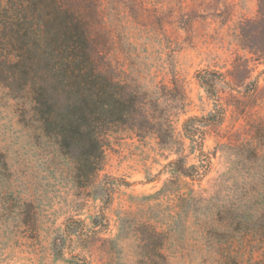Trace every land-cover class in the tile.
<instances>
[{"label":"rangeland","instance_id":"rangeland-1","mask_svg":"<svg viewBox=\"0 0 264 264\" xmlns=\"http://www.w3.org/2000/svg\"><path fill=\"white\" fill-rule=\"evenodd\" d=\"M103 9L108 58L148 91L177 142L112 133L102 170L83 181L75 160L31 119L28 100L0 87L9 164L0 174V264H157L152 253L140 255L142 223L164 233L165 264H264V187L255 183L258 198L239 203L249 178L237 159L241 144L264 154V0L105 1ZM204 70L216 72L214 96L197 78ZM220 112L219 122H193L206 131L201 154L183 124ZM179 156L200 172L208 164L207 174L175 173L168 163ZM255 163L260 171L264 159ZM104 184L107 204L106 191L98 194ZM59 238L64 247L55 249Z\"/></svg>","mask_w":264,"mask_h":264},{"label":"trees","instance_id":"trees-1","mask_svg":"<svg viewBox=\"0 0 264 264\" xmlns=\"http://www.w3.org/2000/svg\"><path fill=\"white\" fill-rule=\"evenodd\" d=\"M105 1L109 6L125 2L0 0V87L15 100H28L31 119L75 160L83 181L90 172L97 175L102 170L112 133L132 130L141 137L154 133L166 147L177 142L172 121L157 114V102L148 91L122 79L108 58L110 32L104 19ZM215 74L213 70L197 73L201 86L213 96ZM223 113L190 116L185 120V136L193 143H200L201 154L206 131L193 122L216 123L221 121ZM237 151V159L246 165L249 178L246 194L239 200L246 206L258 198L254 184L264 187V165L259 171L251 164L263 160L264 154L247 144L239 145ZM168 164L175 173L191 178L205 176L209 170V165L203 164L205 170L200 172L199 166L188 165L181 156ZM8 170L6 155L0 149V174ZM231 171L232 168L225 175ZM110 191L104 184L98 192L107 195L105 204L109 202ZM245 218L253 222V216ZM121 221L124 225V217ZM102 223L98 217L95 219L96 225ZM137 230L140 255L149 254V258L152 253L161 260L157 264H165L164 233L145 223ZM65 240L55 239L54 248L64 247Z\"/></svg>","mask_w":264,"mask_h":264}]
</instances>
